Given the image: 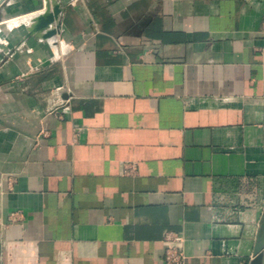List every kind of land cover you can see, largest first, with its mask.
Listing matches in <instances>:
<instances>
[{
  "label": "crops",
  "instance_id": "obj_1",
  "mask_svg": "<svg viewBox=\"0 0 264 264\" xmlns=\"http://www.w3.org/2000/svg\"><path fill=\"white\" fill-rule=\"evenodd\" d=\"M176 245L264 264V0H0V264Z\"/></svg>",
  "mask_w": 264,
  "mask_h": 264
},
{
  "label": "water",
  "instance_id": "obj_2",
  "mask_svg": "<svg viewBox=\"0 0 264 264\" xmlns=\"http://www.w3.org/2000/svg\"><path fill=\"white\" fill-rule=\"evenodd\" d=\"M61 13V8L59 5H55L53 9L48 12L38 16L36 20V24L33 28V32H40L45 29H50V26L55 23V21L59 18V14ZM55 34L54 30H47L44 34V38H50Z\"/></svg>",
  "mask_w": 264,
  "mask_h": 264
},
{
  "label": "built area",
  "instance_id": "obj_3",
  "mask_svg": "<svg viewBox=\"0 0 264 264\" xmlns=\"http://www.w3.org/2000/svg\"><path fill=\"white\" fill-rule=\"evenodd\" d=\"M168 241L178 244L181 241L180 236H168ZM181 257L180 251L177 249V245L168 250L166 256L167 264H179V258Z\"/></svg>",
  "mask_w": 264,
  "mask_h": 264
},
{
  "label": "bare ground",
  "instance_id": "obj_4",
  "mask_svg": "<svg viewBox=\"0 0 264 264\" xmlns=\"http://www.w3.org/2000/svg\"><path fill=\"white\" fill-rule=\"evenodd\" d=\"M50 11H51V10H47V11H46V12H44V13H48V12H50ZM44 13H43V14H44Z\"/></svg>",
  "mask_w": 264,
  "mask_h": 264
}]
</instances>
